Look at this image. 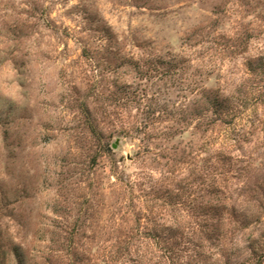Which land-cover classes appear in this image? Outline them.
<instances>
[{"label":"rangeland","instance_id":"obj_1","mask_svg":"<svg viewBox=\"0 0 264 264\" xmlns=\"http://www.w3.org/2000/svg\"><path fill=\"white\" fill-rule=\"evenodd\" d=\"M70 4L0 0V264H264V0Z\"/></svg>","mask_w":264,"mask_h":264},{"label":"trees","instance_id":"obj_2","mask_svg":"<svg viewBox=\"0 0 264 264\" xmlns=\"http://www.w3.org/2000/svg\"><path fill=\"white\" fill-rule=\"evenodd\" d=\"M210 103L213 106L221 105L220 102H218L216 100V98L212 99ZM90 127L95 132L94 127L93 126H90ZM178 234H188V232H184V231L179 232L177 229L174 230L172 228H168L167 230H163L162 232H160V231L159 232L158 231L146 232L145 238H148L150 236L149 238H151V239L159 240L160 237H161V239L164 238L163 240H166L167 243L169 241L171 243V246H169V245L163 246V249H161L162 250L161 256L165 258V261L166 262L170 263L172 261V258H174V257L175 258H178V257H182L183 256L181 254L182 252L180 253L181 256L177 253L178 251H181V249L180 248H175V245H172V244H175V242L172 241V240H174L175 237ZM186 237L188 238V236H186ZM188 241H190V240H188ZM187 250H185V251H187ZM13 251H14V256H15L17 262H20V264H21L22 261H21V255H20V253L17 250H14V249H13ZM126 251H127V254H130V249L129 250H126ZM143 256H145V264H150V261L152 260L153 256H152V251L149 250L148 246H145V255H143V254L142 255H139V257L141 259H142ZM157 257L159 258V255H157ZM158 258H156V259H158ZM158 261H159V259H158ZM189 261H186L185 264H189L188 263Z\"/></svg>","mask_w":264,"mask_h":264},{"label":"clouds","instance_id":"obj_3","mask_svg":"<svg viewBox=\"0 0 264 264\" xmlns=\"http://www.w3.org/2000/svg\"><path fill=\"white\" fill-rule=\"evenodd\" d=\"M79 0H71V4H76L78 3ZM150 2H152V0H150ZM85 3H89V0H85ZM71 4L69 6H71ZM108 7H111V5H107ZM170 7H179V5H175V4H170ZM119 14V13H117ZM147 15V13L145 12V16ZM137 16H139V13H137ZM249 19H251V17H249ZM126 20V17H125ZM177 27H179V25H177ZM167 31V29H166ZM126 34V33H125ZM228 35H233V33L229 32L227 33ZM212 37H215L217 40H219V33H212ZM212 37H209L206 33L205 34H201V35H197L195 37H193L192 39V47H191V53L192 54H196L198 52H202L203 50L207 49L208 44L205 42L207 40H210ZM211 55V53H206L204 54L200 60L196 61V65L197 66H207V67H214L216 69L217 72L221 71V66H219L215 59L213 58V60L211 62H209L208 57ZM225 76L227 77V73L225 71ZM198 91V89H197ZM151 129H149L150 131ZM130 142L131 139H130ZM135 146V145H134ZM131 150V149H130ZM137 163H139V161H137ZM121 168H123L124 166L121 164L120 165ZM137 172L141 173L142 175H148L150 174V170L148 168H144L143 166L141 168L136 169ZM151 175H155L154 173H151ZM137 179V177H133V180ZM21 260H23V257L21 256Z\"/></svg>","mask_w":264,"mask_h":264}]
</instances>
